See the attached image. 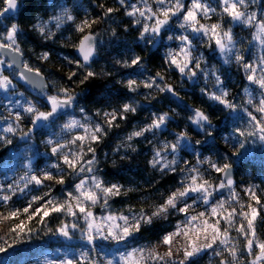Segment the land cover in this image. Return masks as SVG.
I'll return each instance as SVG.
<instances>
[{
  "label": "snow or ice",
  "instance_id": "obj_1",
  "mask_svg": "<svg viewBox=\"0 0 264 264\" xmlns=\"http://www.w3.org/2000/svg\"><path fill=\"white\" fill-rule=\"evenodd\" d=\"M121 7L125 9L124 15L133 18V25H139V39L144 42V46L155 48L158 45H163L165 36L168 41H179L178 51L169 50L165 58V63L170 67L174 66L179 71L182 77H187L189 80L197 78L198 73L203 75L205 79H214V90L209 91L207 87L201 89V93L218 105H221L224 110H227L228 115L232 119H239L236 115L239 112H244L248 117V126L245 128L237 127L234 130L236 137L233 145L234 151L232 156L239 157L242 154L249 138L253 141H259L264 144V55L258 58V61H246L245 57L236 50V41L233 37L231 24H240L244 27L253 28L255 31L252 34V40L257 41L259 46L264 49V17L260 16L257 11L249 12L254 0H219L220 12L226 15L230 21V26L225 29L223 27V15L221 20L216 23L204 24L201 19H211L210 14H215L217 8L212 7L207 0H191L190 4L185 5L183 0H139V3L127 4L126 0H118ZM3 7L0 8V57L8 56L9 61L7 67L12 69L17 68L21 63V57L24 53L20 46L21 39L27 35L24 28L19 23L18 19H13L12 14H23L29 8L33 9V22L30 25L32 31L39 34L45 40H55L57 34L68 22H75V17L72 15L71 9L66 4H58L56 0H2ZM154 5V6H153ZM44 9V14L35 15V7ZM103 8V5H100ZM52 10L51 15H47L49 10ZM57 9H59L57 11ZM119 11L118 8H106L103 13L104 17H109L112 13ZM46 17V18H45ZM176 18L179 21V28L183 29L180 35H167L169 27ZM8 20V23H5ZM96 20L84 19L79 24H76V31L82 33L79 41L74 47L78 53L75 63L78 69L83 70V77L80 83L91 79H103L105 76L110 77L111 72H95L91 70V65L95 61L97 52V34L90 29ZM89 29V31H85ZM127 30V29H125ZM115 35V32H113ZM207 37L208 46L211 47L214 43L215 49L221 54L225 64L230 63L233 58L245 72V79L249 85H256L261 90L258 102L252 96L249 88H244V93L247 96L245 104L251 105L259 117L253 114L252 110L241 107L235 98H229V91L224 87V81L215 69H206L202 66L201 61L203 55H194L196 39ZM251 43V41L249 42ZM143 50V49H142ZM49 53L41 54V59H47ZM65 59H68L65 57ZM145 57L141 55H132L128 59L116 60L115 64L121 68L137 69L143 68ZM5 61L0 59V65ZM206 63V62H205ZM23 67L27 73H35V76H28L25 72L20 73V78L32 84L33 87H39L40 81L35 77L40 76L39 69L33 70L28 64L24 63ZM259 73V74H258ZM143 74V73H141ZM77 76V72L73 71L68 79L72 80ZM164 76L157 72L155 76H149L144 81L127 78L122 81L128 92L134 93L139 90L141 85L144 88H156L159 92H167L172 96L179 98L178 93L169 84H160L158 81H163ZM12 80L8 76L0 77V89L8 90ZM103 87V85H100ZM8 99V97H5ZM46 104L49 108L47 111H41L33 102L28 101L27 105L15 102L17 108L22 109L23 113L30 116V127L23 130L20 123L24 119L21 111H16L14 114V123L8 121L5 126L0 128V144L5 146L13 144V138L19 133L18 138L26 144V151L31 150V138L34 129L37 127L48 126L49 121H54L58 114L64 113L67 109L75 106L77 96L71 94L69 89L61 88L56 95L45 97ZM11 102V101H10ZM137 107L132 103H125L120 109L119 117L117 111L113 109L111 112H103L105 123L108 128L114 126V122L119 119H126V113H135ZM83 116V122L75 118L69 119L62 126L64 133H72L73 130L82 129V133L73 135L71 139L64 137L58 139H48L45 143L50 146V151L53 156H57L70 170L69 174H74L81 177L77 183L73 185L74 191L67 192L66 199L63 202H54L46 200L44 204L37 207L33 212L29 213L32 207V202L43 200L44 197L33 196L32 202L25 207L22 212L27 214L26 219L31 221L34 216H40V222L43 223L44 218L50 212L65 213L66 215L75 218L77 222L71 225L62 223L56 230L57 233L65 238H71L69 227L71 229H79L82 232V239H86L89 244L97 238L105 240L111 239L119 242H130L145 229H150L157 220H166L170 214V210H175L185 214V220L178 222L175 225L173 232L167 233L162 238V243L169 246V250L163 255L156 253L153 250L133 247L125 251L117 250L111 259H107V264H148L149 260L162 261L163 264H187L190 258L197 256L204 250L213 249L214 245L221 248L222 251H216L217 256L227 253L224 259H221L220 264H264V240L257 237L255 221L259 216L257 207L252 203L240 205L239 211L236 207H226L227 200L221 199L213 203L214 195L221 189H232L234 185L233 169L234 161L228 155H225L223 162L213 161L210 158L200 159V153L196 151V146L201 145L202 141L197 139L193 144L188 133L181 131L174 134V140L165 142L161 148L154 149V155L149 164L153 168L159 167L161 172L176 173L180 162L179 153L182 150L191 151L196 156V164H191L189 161H184V168L179 171L183 174L179 181V187L172 191L163 201L156 205L149 213L144 209L135 211L132 208L127 210V214H114L108 211L107 215L96 217L91 211V208L100 205L103 210L110 209L109 200L112 197L122 194L123 185L106 183L102 178L98 177L93 165L97 163L95 152L92 147L93 143L100 141L102 136L107 135L104 126L100 123L92 124L90 118L86 114L84 108H80ZM100 112L98 110L97 115ZM10 113V117H11ZM172 119L168 112L161 114H153L151 122L137 131H133L127 137L132 140L133 137L144 136L145 133H152L155 136L157 131H162L166 128L168 122ZM190 124L195 126L198 133L204 134L206 137L213 136V125L210 117L201 109H192V115L188 117ZM118 127V125H115ZM11 134V136L7 135ZM72 145H76V150H72ZM68 149L67 152L64 149ZM91 153V158L85 159V155ZM171 159H168V156ZM207 163L209 168L216 173L222 175L219 184H213L205 179L201 170L197 165ZM52 168L60 169V164L51 165ZM26 171L20 177V181H13L7 184V189L10 194H0V200L5 202L12 199L16 195L19 182H23V188L19 191L23 193L31 184L37 186L42 185L44 181L56 180V183L63 185L65 183L64 174L54 177L51 171L44 170L37 174L31 165V160L25 164ZM84 174V175H82ZM14 184L16 187L14 188ZM5 185L0 184V193H4ZM131 189L124 190L127 194ZM245 193L254 201L256 205H261L262 201L257 196L256 191L252 187L245 189ZM45 195H48L46 193ZM191 199L192 203L187 201ZM230 199L238 202V196L235 191L231 192ZM202 202L209 205V209L204 212H199L196 215H188L189 209L197 202ZM183 203V207L179 205ZM245 208L247 210H245ZM41 212L43 213L42 215ZM21 215V210L16 209L9 211L7 215H0V222L12 218H18ZM237 216L243 217L245 223L241 222L236 226L235 220ZM216 217L215 220L211 218ZM83 220L85 227H81L78 223ZM211 220V222H210ZM223 222V227L221 226ZM235 230L244 237L243 249H238L231 231ZM32 229L27 228L25 221L20 220L13 226L8 228V232L14 237L13 242H19L23 238L25 232L31 233ZM51 231V229H49ZM175 237H182L186 243L183 246V259L177 261L174 259V253L171 250V245ZM2 239V238H0ZM12 245L5 246L0 244V253H6ZM244 253L248 258H245ZM232 259L229 260L227 257ZM47 264H73L71 259H64L59 262L55 260L47 261ZM77 264H97V261L90 257L88 252L80 253Z\"/></svg>",
  "mask_w": 264,
  "mask_h": 264
},
{
  "label": "trees",
  "instance_id": "obj_2",
  "mask_svg": "<svg viewBox=\"0 0 264 264\" xmlns=\"http://www.w3.org/2000/svg\"><path fill=\"white\" fill-rule=\"evenodd\" d=\"M130 1L137 2L138 0ZM56 2L58 4L67 3L72 9L78 5L82 10L81 12H76L75 10L78 18L96 20L90 30L95 32L97 38L102 42L97 44L98 55L95 62L91 65V70L98 73L111 72L112 75L110 77L105 76L103 79H91L81 84L80 80L83 77V70L78 69L75 63L70 65V70L67 74L57 70L46 72L44 67H41L42 74L48 79H51V76L54 75L60 83L70 88L77 95V108H84L87 115L92 116L98 110L102 112L115 109L120 112L122 105L125 103H132L137 107L135 113L124 114L126 119L123 121L118 119V127L115 126V129L110 131L108 139L100 143L96 149L99 156L97 176L106 183L123 185V188L132 190L131 194H123L117 196V198H111L109 200V211L114 214H120L127 212L128 208H133L136 211L144 209L149 212L156 205L163 203L164 199L179 187V181L183 175L179 169L185 166H178L176 173L161 172L159 167L153 168L149 164L152 158L151 142L148 141L150 134L136 140L135 143L137 144L133 147L123 146L120 143L128 137L126 135L132 133L134 126L150 123L154 113L158 115L164 112H168L172 119L168 122L166 128L162 131H157L155 136H152L154 137L153 142L159 144L173 141L175 133L186 131L193 144L197 139L202 141V144L196 146V149L201 152L203 157L206 158L207 156L211 160L221 163L225 155L231 157L234 161V170L238 181L235 191L241 184L246 185L247 188L252 187L262 204H264V144L249 138L245 149L241 150V156H232L233 145L236 140L234 136L235 128L248 126V117L244 112L236 114L239 119H232L228 115L227 110H224L221 105L209 100L206 95L201 93V89L207 87L203 75L198 74L194 80L182 77L173 66L170 67L165 63L166 54L163 51V46H159L157 49H153L151 46L146 48L144 42L139 39V26H134L132 23L133 19L124 15V8L117 3V0H56ZM100 5L104 7L101 8ZM2 7V0H0V8ZM108 7L118 8L119 11L112 13L109 17H104L103 13ZM43 14V8L35 7L36 16ZM51 14L52 10L50 9L47 15ZM222 15L220 12L212 23L219 22ZM33 18L32 8H29L23 14L18 13L13 16L14 20H19V23L27 33L20 41L21 49L25 53L26 59H30L52 48L64 53L73 61L77 59L74 45L78 43L82 33L76 31L73 23L67 24L62 28L58 37V39H62V43L60 46H55L54 43L44 41L38 33L31 30L30 25L33 22ZM8 22V20H5V23ZM229 26V19L223 15V27L227 29ZM85 31L87 32L89 29ZM113 32H115V35H113ZM202 48L205 52V61L207 60L211 66L214 64L216 68H220L216 57L208 52L206 53V46ZM137 54L146 58L143 68L126 69L115 64L116 60L128 59L132 55ZM30 63L32 65V61ZM73 71L77 72V76L69 80L68 76ZM157 72L161 73L165 78L163 81H158V83L171 85L178 93V96L185 102L184 104L175 100L170 93L159 92L155 87L148 89L141 85L137 92L131 93L128 92L122 83L127 78L144 81L149 76H155ZM220 72L227 84L229 98H235V101L241 107L248 108L243 95L247 82L241 75V70L235 67L232 70L221 67ZM16 84L19 90L33 95L34 98H39L38 95H34L23 88L19 82H16ZM100 85H103V87H100ZM208 90L212 91L211 88ZM195 108L204 111L212 120V137H206L204 134L198 133L195 130V126L189 123L188 117L192 115V109ZM47 110L49 108H45L43 111ZM76 114L74 113L73 115ZM65 121L66 116L60 117L47 127H61ZM47 127L36 134H45ZM7 152L8 148L1 149V163L3 159H6L4 155ZM183 153L190 159V163H194L189 154ZM203 174L210 175L211 183L213 184H219L221 180V174L207 173L206 170H203ZM48 183L50 185V195L59 200V202H63L66 199L65 194L74 191L73 185L76 181L66 180L63 185L56 183L55 180L48 181ZM241 197L245 199V195L242 194ZM246 201L248 202V200ZM41 203L36 205L32 211L39 207ZM252 204L259 211L255 224L257 237L264 240V207L256 205L254 201H252ZM7 214L8 212L5 208L0 209V215ZM62 223L70 224L69 216L65 213L52 212L44 218L43 223L40 222V216L37 215L26 226L32 229L31 233L25 232L23 238L19 242L14 243L13 235L8 232V228L14 225V221L9 219L0 222V238H2L0 239V244L5 246L12 245L6 253H0V263L25 264L46 251L54 250L59 245L81 248L83 242L76 240L77 236L74 237V240H69L66 243L64 241L65 237L57 233L56 230ZM171 229L168 224L157 222L150 229L143 230L130 242L135 247L158 242ZM232 236L237 248L242 250L245 243L242 235L235 233ZM244 256L248 258L246 253H244ZM224 258L225 256L209 260L208 255H204L198 259L191 260L188 264H220L221 259ZM227 258L229 260L232 259L230 256Z\"/></svg>",
  "mask_w": 264,
  "mask_h": 264
},
{
  "label": "rangeland",
  "instance_id": "obj_3",
  "mask_svg": "<svg viewBox=\"0 0 264 264\" xmlns=\"http://www.w3.org/2000/svg\"><path fill=\"white\" fill-rule=\"evenodd\" d=\"M103 1H108V0H103ZM126 2H127V4H132V3L138 4L139 0L137 2H131L130 0H126ZM183 2L185 5H188V4H190L191 0H183ZM207 2L210 3L212 5V7L217 8L218 11L215 14H210L211 19H207V18L201 19V23L211 24L212 21L215 19V17L220 13V11H219L220 10L219 0H207ZM117 3H118V0H117ZM150 3H151V0H150ZM66 5L71 9L72 15L75 17L74 23L68 22L67 24L73 23L76 27V24H79L84 19L78 18L77 14L75 13V10H76V12H81L82 10L78 7V5H76L75 8L73 7V9L69 4L66 3ZM123 10L125 11V9H123ZM248 11L249 12L257 11L260 16L264 17V0H254V3H252V5L248 9ZM129 18H132V17H129ZM178 24H179V21H177L176 18H173V21L169 27L167 35H174L175 36V35L182 34L184 30L180 29ZM231 27H232L234 40L236 41V50H238L239 53L245 57L246 61H249V62L258 61V58L261 55H264V49H262L259 46L257 41L252 40V34L255 31V29L244 27L243 25H240L238 23L237 24H231ZM85 30H87V29H85ZM60 33H61V31H60ZM60 33L57 34V37L55 38V40H48V41L50 43H54L55 46H60L62 43V39H58V37L60 36ZM250 41H251V43H249ZM100 42H102V41L97 38V44H99ZM194 43L196 45V51L194 52V55H196V56H199L200 54L203 55V60L201 61L202 66H205L206 69L217 70L218 74L221 76V79L223 81H224V78L220 72L221 67L227 68V69L230 68L231 70L234 67L239 68L241 70V75L245 79L244 69L235 62L234 58L230 63L225 64L223 62V58H222L221 54L215 49L214 43L212 44L211 47L208 46L207 37H202V38L196 39L194 41ZM159 46H161V45H158V47ZM162 46L164 47L163 51L167 56V53L170 49L178 51L179 41H175V40L168 41L166 36H165V39L163 41ZM203 46H206V53L208 52L212 56L216 57V60L218 62L217 64L220 66V68L219 67L216 68V66H214V64L211 66V64L207 60L205 61V52L202 48ZM45 52L49 53L48 58L47 59H41L40 58L41 54L45 53ZM42 53H40L39 55H35V56L31 57L32 60H31V58L26 59V55L24 53V55H23L25 58L24 63L28 64L33 70L39 69L40 72L42 69L41 67H44L46 72H51L52 70H57V71H60L64 74H67L69 72L70 65L73 63L70 64L68 62V60H71V59L67 55H65L64 53L58 52L57 49H55V48H52L48 51H44ZM65 57H67L68 59H65ZM0 59H2V58L0 57ZM31 61H32V65L30 63ZM3 76H8L9 79L12 80V84L9 85V88L7 91L0 89V128L5 126V123L8 121H11L14 123V114L16 111L22 112V109L16 107V105H15L16 101H19L20 104L25 105V106L27 105L28 101H31L41 111H43L45 108H48L46 101H45L46 96L56 95L58 93V90L61 88H67V89H69V92L71 94H74L70 88H68L65 84L60 83L59 80L54 75H52L51 79H48V77H46L48 80L49 86H50V90L48 92L42 94V95H38L39 98H34L33 95L19 90V87L16 84V82H18V75L13 69H9L7 67L6 62L3 65H0V77H3ZM203 78L205 79L204 76H203ZM205 82L207 84L206 85L207 87L211 88V90H214V87H213L215 84L214 79H211V78L207 79V80L205 79ZM246 82H247L246 86L249 88V91L251 92L252 96L258 102V100L260 98L261 90L256 85H249L247 80H246ZM224 87L228 90L227 84L225 83V81H224ZM33 94L37 95L35 93H33ZM243 95H244L245 99H247L246 94L244 93ZM5 97H8V99H5ZM248 109L252 110L253 114L257 115L259 117L260 114L256 113L253 110V107L251 105H248ZM105 111L111 112L112 110L111 109L104 110V111L100 112L99 115H97V113H94L92 116L87 115L90 118V122L92 124H95V123L102 124L104 126L106 132H107V135L102 136L99 142L92 144V147H94L95 149H97L99 147L100 143H102L108 139L110 131L115 129V125L118 124L117 121L119 118H117V120L114 122L113 127L108 128L107 124L105 123V118L103 116V112H105ZM116 111H117V115L119 117L120 112L118 110H116ZM10 113L12 114L11 117H10ZM74 113H77V114L73 115ZM22 115H23L24 119L20 123V127L26 131L27 128L31 126L30 125V116H29V114H26L23 112H22ZM65 116H66L65 123L69 119H72V118H75L76 120H80L83 122V116L80 112V108H77V103L75 104L74 111L70 114L65 115ZM121 120L123 121L124 119H121ZM146 124H148V123H142V124L134 126L132 128V132L139 130L140 128L144 127ZM62 126L61 127H55V128L54 127H47V131L45 132V134L32 135V138L30 141V144H31V150L30 151H26L25 142L21 141L18 138L19 133L17 134L16 137H12L13 138V144L12 145L5 146L3 144H0V151H1V149L8 148V152L4 155V156H6V159L5 160L3 159L2 163L0 160V184L5 185L4 193H0V194H10L9 190L6 187L7 184L13 183V181H20V177L23 176L25 171H26L25 164L28 163L29 159L31 160L32 169L37 174H40L42 171L47 170V171H51L53 173L54 177L58 178V176L60 174H64L65 181L71 180V181H76V183L78 182V180L81 177L76 176L74 174H69L70 170L67 168V166L63 165V163L59 157L52 155V153L50 151V146H48L45 143V141H47L50 138L54 139V140L61 138V137H64L65 139H71V137L73 135L80 134L83 131L82 129H76V130H73L72 133H64L62 131ZM147 134L151 135L148 137V141L151 142V148H152L151 155L153 158L154 149L161 148L164 143L156 144L155 142H153L154 141V137H152L153 134L149 132V133H145L144 136H146ZM7 135L11 136V134H7ZM126 136H129V134ZM144 136L133 137L132 140H128L127 138H125L120 143H122L123 146L126 145L127 147H133L134 145L137 144V143H135V141L144 137ZM71 147H72L73 151L76 150V145H72ZM64 151L67 152L68 149L66 148V149H64ZM196 151L200 153V159L203 160L205 157H203L201 155V152L199 150L196 149ZM183 152L189 154L191 156V160H194V163H191V164H196V159H197L196 156L191 151L182 150L179 153L180 162H179L178 166L184 167L185 164L183 162L184 161H190V159ZM91 155H92L91 153H87L85 155V159L91 158ZM95 156H96L97 163L95 165H93V167H94V169H96L98 171V169H99L98 168V166H99L98 157L99 156H98L97 152H95ZM152 158H151V160H152ZM206 158H209V157L206 156ZM168 159H171L170 155L168 156ZM55 163L60 164V169H56V168L51 167V165L55 164ZM197 167L200 168L202 174H203V170H206L207 173H209V172L216 173L214 170L209 168L207 163L199 164V165H197ZM96 172H95V174H96ZM82 175H84V174H82ZM203 176L205 179H207L211 182V176L210 175H204L203 174ZM23 186H24L23 182L22 181L19 182V188H23ZM15 187H16V185L14 184V188ZM19 188H17L16 195L12 196L11 200H9L7 202L0 200V209L5 208L7 210V212L13 211L16 209L21 210V215L18 218H12V220L14 221V225L16 223H19L20 220H24L26 226L30 223V221H28L26 219L27 214H24L22 212V210L25 207H27L30 202H32L33 196L44 197V199L32 202V207L29 209V213L33 212L32 211L33 208L36 205H38L40 202H42L41 205L44 204V202L46 200H53L54 202H59V200L53 198L50 195L51 194L50 193V185H49L48 181H44V183L42 185H39V186H37L35 184H31V185H29V187L27 189H25V191L23 193H21L19 191ZM246 188H247L246 185L241 184V185H239L237 191L234 190L237 193L238 202L230 199L231 193H229L226 196H223L221 198L216 199V201L221 200V199L227 200L228 203L226 204V207H236L237 210L239 211L241 204L247 205L248 203H252V201L250 200V197L245 193ZM124 190H127V189L123 188L121 195L124 194ZM46 193H48V195H45ZM131 193H132V190L127 192V194H131ZM242 194L245 195V199H242V197H241ZM112 198H117V196L112 197ZM246 200H248V202ZM216 201H214L213 203H215ZM187 202L189 204L192 203L191 199H189ZM41 205H39V207ZM179 206L183 207L184 205H183V203H181ZM209 207L210 206L205 208L203 203L198 201L195 205L192 206V208L189 209L188 215H196L199 212H204V211L208 210ZM133 210H135V209H133ZM245 210H247V209L245 208ZM91 211L94 213V215L96 217L99 218L103 215H107L109 209L103 210L100 205H97V206L91 208ZM151 211H149V213ZM50 213H52V212H50ZM42 214L43 213L41 212L40 215H42ZM124 214H127V212H125ZM215 219H216V217L211 218V220H215ZM69 220H70L69 225H71L73 222H77L75 220V218L70 217V216H69ZM184 220H185V214L179 213L175 210H170V214L168 215V218L166 220H157L154 223L161 222V223L168 224L172 228L170 232H173L175 230V225L178 222H181ZM211 220H210V222H211ZM241 222L245 223V225H246V221H244L243 217L237 216L236 220H235L236 226H238ZM78 223L80 224L81 227H85L82 219L79 220ZM255 224H256V221H255ZM221 226L222 227L224 226L223 222H221ZM69 233H70L71 238L70 239L64 238V241L66 243H68L69 240L72 241L75 239L74 237L77 236L76 240L83 242L82 243L83 245L81 248H73V247H69L66 245H59L54 250L46 251V252L38 255L37 257L33 258L32 260H30L28 263H25V264H47V261L55 260V261L59 262V261L64 260L66 258L71 259L73 261V264H77L80 253H82V252H88L90 257L97 261V264H107V259H111L113 254L117 253V250L125 251L126 249L130 250L131 248L135 247L132 245L131 242H119V243H117L114 240H111V239L105 240L102 238H97L93 242V244H89L86 239H82L83 234L79 229L73 230V229H71V227H69ZM235 233H237V232L233 229L231 231V236ZM237 234L240 235L239 233H237ZM232 238H233V236H232ZM242 238L244 239L243 236H242ZM185 243H186V241L182 237H175L173 239V242L171 245V250L174 253V259H176L177 261H179L180 259H183L182 249H183V246L185 245ZM233 243H235V242L233 241ZM136 248H144L146 250H153L160 255H163L166 251L169 250V246L164 245L162 243V238L158 242H153V243L146 244V245H143L141 247L139 246ZM216 251H222V249L214 245L213 249L204 250L201 253H199L197 256L190 258V260L187 262V264L191 260L198 259L199 257H202L204 255H208L209 260L217 259V258L223 257V256H227V253H223V255L217 256L215 254ZM148 264H163V262L162 261L149 260Z\"/></svg>",
  "mask_w": 264,
  "mask_h": 264
},
{
  "label": "water",
  "instance_id": "obj_4",
  "mask_svg": "<svg viewBox=\"0 0 264 264\" xmlns=\"http://www.w3.org/2000/svg\"><path fill=\"white\" fill-rule=\"evenodd\" d=\"M17 14H18V13H14V14H12V16H15V15H17ZM157 47H158V46H157ZM157 47H155V48H153V49H157ZM75 56H76V58L78 57V53H77L76 50H75ZM96 57H97V56H96ZM1 58H2L6 63H8V61H9V57H8V56H2ZM20 60H22L23 63H21V64L19 65L18 68H17L16 66H13V68H12V69L17 73V75H18V82H19V84H20L23 88H25V89L29 90L30 92L35 93V94H37V95H42V94L48 92V91L50 90V86H49L48 80H47L46 76H45L44 74H42L41 72H40V76H39V77H35L37 80L40 81V86H39V87H33L32 84H30V83H28L26 80H22V79L20 78V73H21V72H25L28 76H33V77L35 76V73H34V72H33V73H27V70L23 67V64H24V61H25L24 56L21 57ZM95 60H96V58H95ZM94 62H95V61H94ZM94 62H93V63H94ZM93 63H92V64H93ZM174 99L177 100V101H178L179 103H181V104H184V103H185L180 97L177 98V97L174 96ZM74 108H75V106L72 107V108L67 109V110H66L64 113H62V114H58L57 117L54 119V121H55L57 118H60V117H63V116H65V115H67V114L72 113V112L74 111ZM54 121H49V122H48V125H51ZM46 127H47V126H46ZM43 128H45V127H37V128H35L33 134H36L38 131L42 130ZM221 179H222V175H221ZM233 180H234V185L232 186V189H227V188H225V189L218 190V191L215 193V195H214V199H213L212 202L216 201L217 198H221V197H223V196H226L227 194L231 193L232 191H234V190L236 189V187L238 186V181H237V179H236V173H235V170H234V169H233ZM203 205H204L205 208L209 206V205H205V204H203Z\"/></svg>",
  "mask_w": 264,
  "mask_h": 264
}]
</instances>
